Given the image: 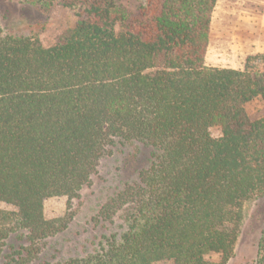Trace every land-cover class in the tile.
Segmentation results:
<instances>
[{"label":"trees","instance_id":"obj_1","mask_svg":"<svg viewBox=\"0 0 264 264\" xmlns=\"http://www.w3.org/2000/svg\"><path fill=\"white\" fill-rule=\"evenodd\" d=\"M20 1L78 21L49 46L0 31V203L14 208L0 210V264H33L67 229L45 201L77 199L116 142L153 150L94 218L112 224L131 207L126 229L57 264H227L244 206L264 194V117L246 112L264 104V66L206 65L219 0H141L132 16L114 0ZM13 222L28 247L5 255Z\"/></svg>","mask_w":264,"mask_h":264},{"label":"rangeland","instance_id":"obj_2","mask_svg":"<svg viewBox=\"0 0 264 264\" xmlns=\"http://www.w3.org/2000/svg\"><path fill=\"white\" fill-rule=\"evenodd\" d=\"M115 11L133 15L141 0H114ZM77 11L55 6L45 11L39 6L20 0H0V31L3 36L39 39L49 46L56 37L72 29L77 23ZM206 65L211 68L244 70L264 66V0H219L213 14ZM251 120L264 117V104L256 100L246 106ZM218 138L221 131L212 128ZM152 148L131 143L116 142L110 154L104 157L77 199L50 198L44 203L45 218L49 221L70 218L66 230L42 245L33 264H57L83 258L99 248L103 237L121 235L125 229L124 217L131 209L120 211L113 223L96 226L94 218L114 195L125 186L138 181L140 171L153 160ZM0 210L14 208L0 203ZM6 241L5 255L12 250L28 247L27 230L13 222ZM264 231V194L252 198L243 210L238 240L232 259L227 264H258L259 242ZM212 260L217 261L214 257ZM156 264H172L159 262Z\"/></svg>","mask_w":264,"mask_h":264}]
</instances>
